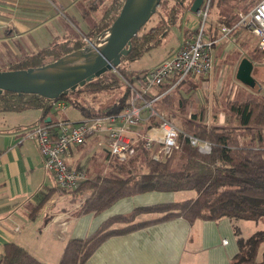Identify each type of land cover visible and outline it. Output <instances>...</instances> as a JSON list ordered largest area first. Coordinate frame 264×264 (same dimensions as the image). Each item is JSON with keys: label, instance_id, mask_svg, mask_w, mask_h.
<instances>
[{"label": "trees", "instance_id": "16d2710c", "mask_svg": "<svg viewBox=\"0 0 264 264\" xmlns=\"http://www.w3.org/2000/svg\"><path fill=\"white\" fill-rule=\"evenodd\" d=\"M123 2L124 0H119L115 13L107 24L85 36L88 41L111 26ZM193 2L194 0L172 1L170 12L161 19L163 23L165 21L162 26H166L162 35L176 23L179 9H182V13L185 11L183 9L190 10ZM213 2L214 0H210L209 9ZM257 2L258 0H217V5L222 7L221 13L219 12L220 23L233 25L240 14L248 12ZM160 23L159 21L156 26L145 32L141 30L146 24L140 29L132 38L131 50L122 57L121 65L125 60L142 56L160 43V36L155 35ZM86 45L84 41H76L71 45L54 44L35 54L14 59L7 70L43 66ZM257 50L249 53L246 58L255 62L258 54H264L263 51ZM50 58L52 60L47 61ZM99 78L77 87L58 100L70 101L71 95L77 91L97 93L113 89L119 84L115 78L98 81ZM125 79L131 80L126 76ZM197 88L196 77H189L155 105L156 111L167 113L168 119L180 131L176 146L167 156L155 160L151 151L139 147L124 161L108 157L110 168L106 173L89 178L87 176L77 188L65 191L70 195L71 203L78 204L77 216L98 214L122 198L150 192L179 193L193 190L195 197L138 207L128 214L113 215L88 237L69 240L59 264H85L94 250L110 237L126 235L169 220L183 219L188 223L196 220L219 221L224 218L232 221L264 220V95L227 101L224 114L228 117V122L221 125L207 124V107L204 104L196 106V109L190 107L193 102L191 95ZM166 89L167 85L159 87L158 91ZM126 98L125 89L121 99L114 100L110 106L97 112H91L89 106L81 105L77 100L73 101L72 105L85 117H91L121 111ZM52 102L34 94L3 92L0 94V113L35 108L45 114L52 108ZM49 124L52 123L44 125ZM188 136L208 142L210 150L199 151L189 142ZM58 188L61 189L59 186ZM146 214L156 217L138 220ZM236 244L237 252L230 264H264V249L258 259L260 248L264 245V228L246 239L239 237ZM0 264L42 263L23 246L9 242L3 245Z\"/></svg>", "mask_w": 264, "mask_h": 264}, {"label": "crops", "instance_id": "0c3cea01", "mask_svg": "<svg viewBox=\"0 0 264 264\" xmlns=\"http://www.w3.org/2000/svg\"><path fill=\"white\" fill-rule=\"evenodd\" d=\"M118 3L119 0H0V66H5L0 70H7L10 62L22 55L35 54L54 44L71 45L87 40L86 35L111 20ZM195 24L192 21L184 30L177 48L167 58L179 49ZM217 29H212L216 36L220 33ZM247 37L245 32L236 30L215 45L214 65L235 52L240 57L231 58L227 65L237 71L240 61L248 54ZM211 74L196 79L209 80ZM54 113L52 108L45 114L35 108L0 113V253L3 245L15 242L42 264H59L69 240L88 237L113 215L175 202L174 193L150 192L122 198L98 214L77 216L78 204L71 203L70 195L59 189L55 178L44 170L36 143L27 137V132L38 125L57 120L77 123L85 118L82 114L83 117L74 119L65 111L63 117ZM108 157L106 137L95 135L87 138L84 146L70 147L64 161L69 168L84 169L89 178L109 170ZM153 217L156 215L146 214L138 220ZM239 237V221L224 218L188 223L174 219L110 237L94 250L85 264H230Z\"/></svg>", "mask_w": 264, "mask_h": 264}, {"label": "built area", "instance_id": "2783aa9c", "mask_svg": "<svg viewBox=\"0 0 264 264\" xmlns=\"http://www.w3.org/2000/svg\"><path fill=\"white\" fill-rule=\"evenodd\" d=\"M206 1L203 0L195 14L198 23L190 29L173 55L136 74L131 80L119 75L127 90L126 103L121 111L85 117L77 123L57 120L49 125L35 126L27 132V137L38 147L44 170L55 178L61 189L72 191L86 180L85 170L69 168L64 156L70 147L84 146L91 136L104 135L109 157L118 161L126 160L139 147L151 151L155 160L167 156L176 146L180 131L171 120L156 111L155 105L187 78L209 76L214 65V46L227 39L233 31L238 28L247 30L256 38L257 49L264 52V0H258L248 12L240 14L233 25L222 24L216 37L209 36L207 32L210 0L207 5ZM95 40L99 41L98 38ZM117 69L113 68L112 72ZM165 85L168 89L159 92L158 88ZM66 107V101L52 102L55 111H63ZM188 138L199 151L210 150L208 142L192 136ZM193 140L199 143L194 144Z\"/></svg>", "mask_w": 264, "mask_h": 264}, {"label": "rangeland", "instance_id": "374dc122", "mask_svg": "<svg viewBox=\"0 0 264 264\" xmlns=\"http://www.w3.org/2000/svg\"><path fill=\"white\" fill-rule=\"evenodd\" d=\"M172 1L173 0H162L155 14H153L150 20L146 23L145 28L141 30L145 32L152 26H156L160 21L161 23L158 25L156 30L157 33H155V35L160 36L161 42L157 46L144 53L142 56L133 60H125L124 64H122L121 68L119 67L116 72H107L98 79V81H106V79L109 78L117 79L119 84L115 88L105 89L102 91H98L97 93H91L90 91L82 90L72 94L71 100L66 101V109L63 110V112L65 111L66 115L74 119L83 117L82 113L72 105V102L75 100H77L81 105L89 106L94 112H97L101 107H105V105H107L109 102L118 100L119 98L121 99L126 86L120 79L119 75H121V77L124 79L125 76L130 77L131 79L135 75V73L142 71V69L155 67L161 61L166 59L172 50L177 48L184 30H186L187 27L190 26V23L192 21L198 23V19L195 14L190 12V10L183 9L185 11L182 13V9H179L178 19L176 23L174 25H171L172 27L168 31H166L164 35H162L165 29L164 27L166 26H162L165 21L163 23L161 19L162 16L163 18H165V14H167V12H170L169 8L172 6ZM207 4L208 0L206 1V5ZM221 10L222 7H219L217 5V0H214L211 9H209L206 21V26H208V34L213 33V28L217 29L222 25V23H220L219 21V12L221 13ZM237 32H245V34H247L248 36L246 38V49L248 51L247 53L249 54L252 51L256 52V38L243 28H238ZM26 39L29 40V37H26ZM87 41L88 40H85L84 42H86V44L88 45ZM94 44H98V41H95ZM248 54H245V57H247ZM239 55L240 54L233 52L232 55H230L229 59L227 58V60L224 59L223 61H216L215 65L213 66L214 71L212 70L211 74V77H213L209 80H197L198 88L191 95L193 102L190 104V107L196 109V106L204 104L207 107V124L221 125L228 122V117L224 114V106L227 101L243 100L249 97H258L260 95H264V54H258V59L255 61L254 67L251 72V76L255 81V85L253 88L247 87L237 81L235 78V68L233 66L230 67L227 65L228 61H230L231 58H239ZM51 60V58L47 59V61ZM226 66H228V69ZM0 67L5 66L1 64ZM218 74H220V76ZM161 114L168 119L167 113L162 111ZM54 115L56 117L64 116L62 111H55ZM208 117H210V119H208ZM219 119L223 120V122L220 123L218 121ZM174 196L175 201H182L185 199L194 198L195 192L193 190L182 191L179 193H174ZM238 221L242 238H248L252 233L264 228L263 219L256 222L244 220ZM263 249L264 245L260 248L258 259H260V254Z\"/></svg>", "mask_w": 264, "mask_h": 264}, {"label": "water", "instance_id": "95a60500", "mask_svg": "<svg viewBox=\"0 0 264 264\" xmlns=\"http://www.w3.org/2000/svg\"><path fill=\"white\" fill-rule=\"evenodd\" d=\"M203 0H194L190 12L196 14ZM161 0H124L117 18L111 26L98 36L99 47L95 55L83 69L66 65V61L94 44L96 40L87 41L88 45L69 53L62 58L39 67L20 70H0V94L12 92L34 94L47 100L56 101L65 97L77 87L99 78L113 68H119L122 57L131 50V40L150 20L159 7ZM252 62L243 58L237 68L235 78L243 85L253 88L255 81L251 76ZM49 121V119L47 120Z\"/></svg>", "mask_w": 264, "mask_h": 264}, {"label": "bare ground", "instance_id": "6f19581e", "mask_svg": "<svg viewBox=\"0 0 264 264\" xmlns=\"http://www.w3.org/2000/svg\"><path fill=\"white\" fill-rule=\"evenodd\" d=\"M95 47H99V44H92L83 50L82 54L75 55L66 61L67 66H71L78 69L85 68L95 55Z\"/></svg>", "mask_w": 264, "mask_h": 264}, {"label": "clouds", "instance_id": "9594fccd", "mask_svg": "<svg viewBox=\"0 0 264 264\" xmlns=\"http://www.w3.org/2000/svg\"><path fill=\"white\" fill-rule=\"evenodd\" d=\"M193 143L196 144V143H199V141L193 140Z\"/></svg>", "mask_w": 264, "mask_h": 264}, {"label": "flooded vegetation", "instance_id": "af4514ba", "mask_svg": "<svg viewBox=\"0 0 264 264\" xmlns=\"http://www.w3.org/2000/svg\"><path fill=\"white\" fill-rule=\"evenodd\" d=\"M98 38V37H97Z\"/></svg>", "mask_w": 264, "mask_h": 264}]
</instances>
